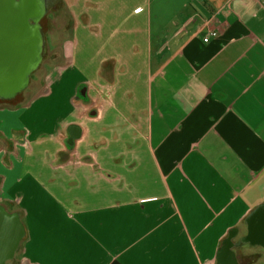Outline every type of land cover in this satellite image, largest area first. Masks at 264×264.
<instances>
[{"label": "crops", "instance_id": "obj_1", "mask_svg": "<svg viewBox=\"0 0 264 264\" xmlns=\"http://www.w3.org/2000/svg\"><path fill=\"white\" fill-rule=\"evenodd\" d=\"M71 12L70 55L47 74L56 77L45 95L72 108L88 84L111 155L136 146L119 168L99 164L113 174L95 181L108 234L59 239L33 223L30 260L264 264V245L257 254L229 248L264 204V0H74ZM211 32L217 36L205 42ZM32 102L0 110L8 139L24 130L31 118L17 117L18 109ZM26 148L16 144L10 162L0 153L6 175L30 154ZM42 154L35 162H44ZM223 224L233 228L228 235ZM118 225L127 230L113 235Z\"/></svg>", "mask_w": 264, "mask_h": 264}, {"label": "rangeland", "instance_id": "obj_2", "mask_svg": "<svg viewBox=\"0 0 264 264\" xmlns=\"http://www.w3.org/2000/svg\"><path fill=\"white\" fill-rule=\"evenodd\" d=\"M22 1L23 0H20L19 3ZM67 2L68 9L64 4L65 12L68 16H72L71 5L74 0H67ZM9 8L10 1L0 0V14L8 12L10 10ZM39 9L40 6L35 7V11L39 12ZM48 23L49 22H47V24ZM33 30L34 33L40 31L41 23L35 25ZM6 31V26L0 24L1 79L10 77L14 72L15 66H18L21 62H30V59L25 56L24 51L19 50L18 47V43L20 42L26 43L31 41V28L29 25L23 27L11 37L13 43H6L8 40ZM69 35L70 34L57 41H55L52 36L47 39L49 40L51 47H61L63 51L61 55L63 56L64 54V56H67L66 53L70 55L69 47L71 48L72 46V41H70ZM14 51H16L17 54H15ZM64 62L65 60H63L61 64ZM55 65L57 64L52 66L44 65V67H42V74L46 73V76L34 77V81L38 86V92L36 90L35 94H29L23 98V105L26 106L33 101L29 107L21 108L20 112L18 109L17 117L23 119L25 116H29L31 118L25 123L24 130H14L11 135L12 139H8L4 133L0 132V153H10L11 150L16 151V144L19 146L27 145L26 150L31 151L28 152L30 154L24 155L23 161H18L19 163L16 164L15 170L10 172L9 175H6L5 167L4 169L0 168L4 170L3 172L0 171L2 173V176H0V192L3 187L4 195L7 194V200L2 201V203H5L11 209H19L24 213L23 222L28 226L30 234L36 232L35 229H33V223H35L37 224V227L41 228L43 234H48V232H50L57 235L59 239L67 240L71 238V236H91L94 238V236L100 232L108 234L106 231L109 230V226L104 228L105 226L101 225L100 221L106 220V218L109 220L110 218L109 214L105 215L100 210L98 197L95 196V181L97 179L99 182L107 179L111 181L112 178L108 177L107 174H103L101 171L99 172L98 177V173L97 175L95 174L94 166L87 162L73 161L54 169L50 165V162L45 161V159L43 160L44 162L35 161L38 160V155L40 153L45 155L55 148V142L48 138H53L52 135L54 134L55 124L58 120H62L80 122L84 127L90 129V140H86V142H84L86 144L83 146L81 144V155L87 153L90 154L92 158L98 160L100 166L113 165L114 168H119L122 165L117 164L112 160L114 157L111 155L112 151L108 146H105L100 150L91 151V138H100L101 133L110 131L108 128L102 127L96 119H89V121H92L91 126H89L87 123L88 118L80 113V110L73 104L71 108L69 101L63 100L62 98L58 100L57 96L54 95H45L51 90V85L56 77L47 76L48 73L53 72L54 68H57ZM54 72L57 71L55 70ZM34 99L36 100L34 101ZM34 104L35 106L30 110V107ZM14 113L17 112L15 111ZM41 132L43 134L40 136L48 140L43 143H38L36 142L35 135ZM134 146L136 145H128V149L125 151L124 155L125 158H128L127 155L132 151ZM41 158L43 157L41 156ZM135 163L136 161L134 159L130 165L132 166ZM53 177L54 179H52ZM9 179H11L12 187L9 185ZM58 179L61 180L59 181ZM2 180L4 184L1 187ZM9 190L11 194L9 193ZM12 196H20V200H17ZM72 200H74V204L70 206ZM19 201L21 203H19ZM20 204L24 210L21 208ZM82 206L85 207L80 208ZM258 207L259 205L257 208ZM224 225L226 224H223L222 228L225 230L226 235H228L233 228L226 230V226ZM241 226H243L242 221L237 227L240 228ZM116 228L111 229L113 235H120L127 230V226L122 225L117 229ZM100 229H103V231H100Z\"/></svg>", "mask_w": 264, "mask_h": 264}, {"label": "flooded vegetation", "instance_id": "obj_3", "mask_svg": "<svg viewBox=\"0 0 264 264\" xmlns=\"http://www.w3.org/2000/svg\"><path fill=\"white\" fill-rule=\"evenodd\" d=\"M19 1L20 0H16L17 3H19ZM51 1L52 0H47L48 7L46 9L43 22H44L47 38L52 36V38L55 41H57L58 39L63 38L68 34H70L71 30L75 26V21L74 18L72 17L73 15L68 16V14L65 12L64 4L68 9L67 0H56V2L54 3L52 2V4L50 5ZM10 13L11 11L4 12L1 14L0 24L4 23L7 15H9ZM47 22L49 23L47 24ZM62 53L63 51L61 47H57V48L51 47L49 40L47 39V50L44 53L42 63L39 65L38 68L33 70V72L30 74L29 84L25 87V89H23L20 85L21 72L19 65L15 66L14 72L10 75V77L8 78L5 77L4 79L0 78V110L3 109L14 110L22 106H26L23 105V98L29 94H35L36 90L38 92L37 89L38 86L37 83L34 81V77L46 76V73L42 74V67H44V65L52 66L54 64L57 65L61 64L64 60L63 56L61 55ZM78 89H79L78 90L79 96L76 98V100H78L79 103L75 104V106L79 105L77 109H79L80 110L79 112L82 113L84 116H86L88 119L91 120L97 119L99 117L98 106H100V104L98 101L93 99L92 95H90L91 87L88 86V84H83L80 85ZM76 94H77V90H76ZM55 125L56 126L54 128V134L52 135L53 138H48L55 142V148L51 152L45 154V158H44L45 161L50 162L52 168H58L66 163H70L73 161H80V162H87L93 165L96 175L97 172L101 171L107 174V176L110 178L113 176V174H111L108 171H102L100 169L98 160L96 158H92L90 154L87 153L85 155H81L82 150H80V147L85 145L86 143L84 142H86V140H88L90 137L89 128L87 129L80 122H70V121H62V120H58ZM41 134L43 133L41 132L35 135L36 142L38 143H43L44 141L48 140L46 138H42V136H40ZM105 146H107V141L104 137L91 138V146H90L91 151L100 150ZM13 151L11 150V152ZM11 152L10 153L4 152V157L7 158L8 162H10ZM112 160L122 165L125 163L126 158L125 156H118L116 158H113ZM98 166L100 171L98 170ZM0 176L2 175L0 174ZM52 179H54V177ZM58 180L60 181L61 179ZM50 183H54V182H50ZM3 184L4 183L2 180L1 187L3 186ZM5 200H6L5 198L2 199V201ZM2 201H0V206L4 207L3 209L8 216H4L0 212V264H2L3 259L6 257L9 258L5 262V264H40L31 261L29 258L31 253L30 243L32 241L31 240L32 234L29 233L28 226L23 222L24 213L19 209L9 208L5 203H2ZM73 201L74 200L71 201L70 206L74 204ZM84 207L85 206H82L80 208H84ZM17 215L20 217L22 223L24 224L26 234L20 245L16 248L15 252L11 254L8 253L6 250L7 238L9 236L6 234L5 229L17 228V223H16ZM255 227L256 226L254 222L251 225L247 221L246 229L244 233H241V230H238L232 234V237L230 238L229 248L232 247L233 250L234 251L237 250L236 252L238 253L246 252L247 250H249L253 254H257L258 250H260V248H263V242L261 240L264 239V237L262 236V233L264 234V221H263V227L259 228L258 231H255L254 229ZM260 238L262 239L260 240ZM226 241L224 246L225 250L229 249L226 244L227 243ZM9 244H10V240H9ZM256 260H257L256 258H251L249 261L254 262Z\"/></svg>", "mask_w": 264, "mask_h": 264}, {"label": "water", "instance_id": "obj_4", "mask_svg": "<svg viewBox=\"0 0 264 264\" xmlns=\"http://www.w3.org/2000/svg\"><path fill=\"white\" fill-rule=\"evenodd\" d=\"M8 1H10L9 11H11V13L7 15L4 23H2L7 28L6 36L8 40L6 41V43L8 42L13 43V41H11V37H13L23 27H27V25H29V27L31 28L30 31L31 41L26 43L23 42L18 43L19 50H23L25 56L30 59L29 63L21 62L19 64V68L21 72L20 85L23 89H25V87L29 84L30 74L33 72V70L38 68L39 65L42 63L44 53L47 50V36L43 21L48 4H47V0H23L21 3H17L16 0H8ZM52 2L54 3L56 2V0L55 1L52 0L50 2V5L52 4ZM38 6H40L39 12L35 11V7ZM38 23H41V30L34 33L33 30L34 26L37 25ZM14 52L16 54V51ZM78 90L79 89H77V94H75V96L72 98V102H74V105L79 103V101L76 100V98L79 96ZM3 208L4 207L0 206V212L4 216H8ZM247 221L251 225L253 222L255 223L256 226L254 228L255 231H258L259 228L263 227L264 204L259 206L257 209H255L248 216ZM16 223H17V228L5 229L6 234L9 236L7 238L6 250L8 253L11 254L15 252L16 248L20 245L26 234L24 224L22 223V220L18 215L16 218ZM262 236L264 237L263 233ZM261 239L262 238H260V240ZM9 240H10V244H9ZM261 241L263 242L264 245V239H262ZM8 258L9 257L4 258L2 264H5Z\"/></svg>", "mask_w": 264, "mask_h": 264}, {"label": "built area", "instance_id": "obj_5", "mask_svg": "<svg viewBox=\"0 0 264 264\" xmlns=\"http://www.w3.org/2000/svg\"><path fill=\"white\" fill-rule=\"evenodd\" d=\"M217 32H211L207 37L204 39L205 42H208L212 37H216Z\"/></svg>", "mask_w": 264, "mask_h": 264}]
</instances>
